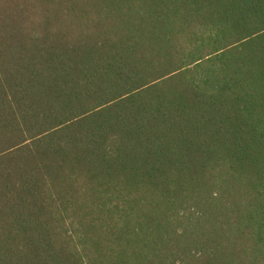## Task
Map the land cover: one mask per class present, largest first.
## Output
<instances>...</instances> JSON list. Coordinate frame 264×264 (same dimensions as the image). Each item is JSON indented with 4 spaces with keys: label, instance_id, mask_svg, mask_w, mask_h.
<instances>
[{
    "label": "trees",
    "instance_id": "trees-1",
    "mask_svg": "<svg viewBox=\"0 0 264 264\" xmlns=\"http://www.w3.org/2000/svg\"><path fill=\"white\" fill-rule=\"evenodd\" d=\"M0 264H264V0H0Z\"/></svg>",
    "mask_w": 264,
    "mask_h": 264
}]
</instances>
